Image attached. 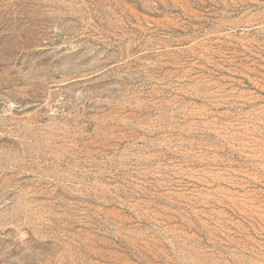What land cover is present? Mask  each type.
<instances>
[{"label":"rangeland","instance_id":"374dc122","mask_svg":"<svg viewBox=\"0 0 264 264\" xmlns=\"http://www.w3.org/2000/svg\"><path fill=\"white\" fill-rule=\"evenodd\" d=\"M0 264H264V0H0Z\"/></svg>","mask_w":264,"mask_h":264}]
</instances>
